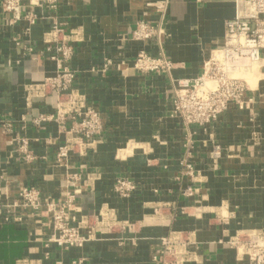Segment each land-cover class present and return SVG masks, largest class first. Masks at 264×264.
<instances>
[{
    "label": "crops",
    "instance_id": "0c3cea01",
    "mask_svg": "<svg viewBox=\"0 0 264 264\" xmlns=\"http://www.w3.org/2000/svg\"><path fill=\"white\" fill-rule=\"evenodd\" d=\"M158 1L55 0L50 8L23 0L25 12L38 16L34 25H11L0 6V207L17 202L24 186L38 188L43 198L60 197L76 175L79 217L127 224L97 231L83 248L63 250L49 243L52 229L41 214L17 209L18 222L0 216V264H153L161 239L173 232L192 236L195 255L188 264H252L228 243L264 232V52L263 78L249 90L248 108L232 105L208 125L186 126L171 111L176 82L203 73L224 45L236 4L170 0L163 33L146 49L176 68L169 76L142 75L133 63L144 46L132 34L140 21L161 22L152 7ZM63 42L74 52L68 64L76 74L73 88L104 125L94 150L71 156L68 166L55 162L65 142L57 123L33 124L57 111L56 94L42 83L56 73L51 57ZM2 121L13 125L11 134L2 132ZM18 137L29 140L35 161L20 160ZM214 145L223 149L217 163L210 159ZM183 162L194 168L193 177ZM119 179L133 186L127 197L116 192Z\"/></svg>",
    "mask_w": 264,
    "mask_h": 264
},
{
    "label": "built area",
    "instance_id": "2783aa9c",
    "mask_svg": "<svg viewBox=\"0 0 264 264\" xmlns=\"http://www.w3.org/2000/svg\"><path fill=\"white\" fill-rule=\"evenodd\" d=\"M50 8H55V0H40ZM236 17L225 23V41L222 48L215 50L205 62L203 73L195 80H178L171 99L173 117L179 118L186 126L208 125L218 119L230 106L239 109L249 107L250 87L239 75L245 71L260 70L264 52V0H235ZM2 12L8 16L9 23L16 25L26 20L34 25L38 16L25 12L23 0H1ZM160 15V23L150 21L138 22L132 39L144 48L138 53L133 69L142 75L169 76L176 64L164 54L152 56L146 44L163 33L164 20L167 17L170 0H159L152 5ZM54 32H59L57 26ZM51 52V48L48 47ZM74 55L73 48L67 43L58 45L51 57L57 63L56 73L42 83L45 91L56 94L57 111L53 115H40L33 124L42 129L43 124L55 122L65 137V142L58 147L55 162L68 166L71 156H86L93 151L104 131L103 118L96 108L89 105L88 100L73 88L76 74L68 67ZM110 62L107 64L109 65ZM106 65V66H107ZM1 130L5 134L13 132V125L1 122ZM17 153L20 160L33 162L36 160L27 138H16ZM223 154L219 145H214L210 154L213 163H217ZM188 176H194V168L186 163ZM79 177L70 175L67 190L57 198H43L36 187L24 186L19 190L18 201L12 205L0 207V216L7 222H18L13 217L14 211L22 209L41 214L49 223L52 235L50 244H56L63 250L83 248L85 244L96 239L97 231L112 232L114 229L124 230L127 224L117 219L100 220L91 216L79 217L82 209L77 204L80 190L76 188ZM132 184L119 179L116 192L127 197ZM185 233L173 232L161 239L158 252L153 256V264H188L194 259L192 239L185 240ZM245 236V238L243 237ZM231 247L237 248L241 256H247L252 264H264V232L238 235L229 240ZM23 264L25 262H22Z\"/></svg>",
    "mask_w": 264,
    "mask_h": 264
},
{
    "label": "bare ground",
    "instance_id": "6f19581e",
    "mask_svg": "<svg viewBox=\"0 0 264 264\" xmlns=\"http://www.w3.org/2000/svg\"><path fill=\"white\" fill-rule=\"evenodd\" d=\"M250 72H252V71H250ZM254 73H253V75H251V73L250 74H247V73H244L245 74V76H244V78L246 77V74H247V76H249V77H247V79H249V80H253L255 83H254V85H256V82H257V80H260L261 78H263V75H262V73L260 72V70H256V71H253ZM242 74L243 73H241L239 76L241 77V78H243L242 77ZM251 77V78H250ZM243 78V79H244ZM246 79V78H245ZM250 82V81H249ZM252 82V81H251ZM250 82V83H251ZM259 82V81H258Z\"/></svg>",
    "mask_w": 264,
    "mask_h": 264
},
{
    "label": "rangeland",
    "instance_id": "374dc122",
    "mask_svg": "<svg viewBox=\"0 0 264 264\" xmlns=\"http://www.w3.org/2000/svg\"><path fill=\"white\" fill-rule=\"evenodd\" d=\"M247 72H248V73H247ZM242 73H243V74H242V77L244 78V76H245L244 73H247V74H250V73H251V75H253L254 72H253V71L250 72V70H245V71H243ZM247 74H246V77H245L246 79L244 78V80L247 81L249 87L251 88V87L254 86V83H255V82H254L253 80H249V79H247V77H249V76H247ZM250 78H251V77H250ZM249 81H250V82L252 81V82L250 83ZM257 81H258V80H257ZM116 230H119V231H120V230H122V229H120V228L118 229V228H117ZM182 233H184V232H182ZM185 234H187V235H185V240H189V239H191L192 236L189 235V233H186V232H185ZM243 237L245 238V236H243Z\"/></svg>",
    "mask_w": 264,
    "mask_h": 264
}]
</instances>
